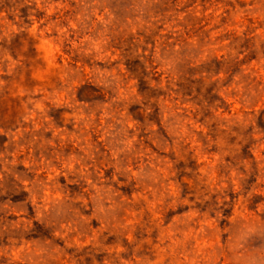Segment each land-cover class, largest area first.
Returning <instances> with one entry per match:
<instances>
[{"label": "clouds", "instance_id": "clouds-1", "mask_svg": "<svg viewBox=\"0 0 264 264\" xmlns=\"http://www.w3.org/2000/svg\"><path fill=\"white\" fill-rule=\"evenodd\" d=\"M0 264H264V0H0Z\"/></svg>", "mask_w": 264, "mask_h": 264}]
</instances>
